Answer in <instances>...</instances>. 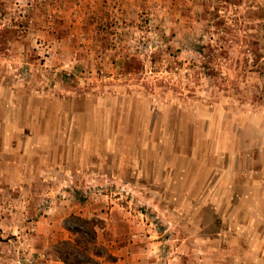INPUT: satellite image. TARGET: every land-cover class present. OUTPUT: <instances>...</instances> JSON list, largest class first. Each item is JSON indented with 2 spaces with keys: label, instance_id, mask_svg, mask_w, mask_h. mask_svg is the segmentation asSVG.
Returning a JSON list of instances; mask_svg holds the SVG:
<instances>
[{
  "label": "rangeland",
  "instance_id": "1",
  "mask_svg": "<svg viewBox=\"0 0 264 264\" xmlns=\"http://www.w3.org/2000/svg\"><path fill=\"white\" fill-rule=\"evenodd\" d=\"M78 218L112 264H264V0H0V264Z\"/></svg>",
  "mask_w": 264,
  "mask_h": 264
},
{
  "label": "trees",
  "instance_id": "2",
  "mask_svg": "<svg viewBox=\"0 0 264 264\" xmlns=\"http://www.w3.org/2000/svg\"><path fill=\"white\" fill-rule=\"evenodd\" d=\"M84 228L68 229L74 236L57 243V258L64 264H112L116 258L97 241V224L78 218Z\"/></svg>",
  "mask_w": 264,
  "mask_h": 264
},
{
  "label": "crops",
  "instance_id": "3",
  "mask_svg": "<svg viewBox=\"0 0 264 264\" xmlns=\"http://www.w3.org/2000/svg\"><path fill=\"white\" fill-rule=\"evenodd\" d=\"M126 8H127V5H126ZM114 24H115V22H114ZM118 24H120L119 22H118ZM68 230V229H67ZM69 231V230H68ZM63 263V262H62ZM64 264V263H63Z\"/></svg>",
  "mask_w": 264,
  "mask_h": 264
}]
</instances>
